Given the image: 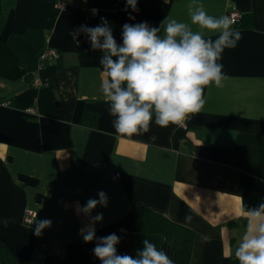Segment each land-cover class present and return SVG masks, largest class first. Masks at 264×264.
<instances>
[{
  "label": "crops",
  "instance_id": "1",
  "mask_svg": "<svg viewBox=\"0 0 264 264\" xmlns=\"http://www.w3.org/2000/svg\"><path fill=\"white\" fill-rule=\"evenodd\" d=\"M54 1L0 0V243L12 263L101 264L95 241L80 235L97 213L96 236L116 233L118 254L135 257L148 239L174 261L168 237L140 230L146 207L193 230L189 264H238L230 258L246 213L264 202V0H195L216 17L236 6L251 24L235 28L242 39L219 61L227 79L204 89L203 109L185 127L153 120L142 135L115 131L101 91L102 53L83 33L79 43L71 33L103 17L122 43L126 23L160 27L167 16L190 24L194 0H138V11L125 10L126 0H71L64 9ZM216 35L205 31V38ZM46 47L58 57L41 67ZM33 105L37 114L29 115ZM99 191L107 207L77 214V202L98 199ZM27 209L36 212L30 225L23 222ZM43 219L52 224L38 237L35 223ZM40 238L59 243L61 252L43 253Z\"/></svg>",
  "mask_w": 264,
  "mask_h": 264
},
{
  "label": "clouds",
  "instance_id": "2",
  "mask_svg": "<svg viewBox=\"0 0 264 264\" xmlns=\"http://www.w3.org/2000/svg\"><path fill=\"white\" fill-rule=\"evenodd\" d=\"M137 2L126 0L125 10L130 7L138 11ZM188 10L190 24L167 16L160 27L147 22L126 23L122 27V43L117 42L103 17L99 25H81L71 33L77 43L83 33L91 49L102 53L99 59L104 76L101 91L109 104V114L114 117L112 123L117 133L142 135L150 130L153 120L159 127L179 126L203 109L205 88L223 86L227 77L219 61L226 49L237 46L242 35L233 28L230 17L209 15L203 4H196L195 0L188 5ZM161 29L162 36L158 34ZM205 31L218 35L215 39L205 38ZM97 195L98 199L90 198L83 206L77 202V214L91 217L98 205L107 207V194L99 191ZM246 215L247 229L235 257L238 264H264V202L249 209ZM102 220L103 214L97 213L80 230L84 243L95 241L92 251L101 264H174L165 251L148 239L142 241L143 248L136 251L135 257L118 254L121 238L116 233L96 236L95 224ZM190 220L186 215L185 221ZM51 224L49 219L36 222L35 235L41 236Z\"/></svg>",
  "mask_w": 264,
  "mask_h": 264
},
{
  "label": "trees",
  "instance_id": "3",
  "mask_svg": "<svg viewBox=\"0 0 264 264\" xmlns=\"http://www.w3.org/2000/svg\"><path fill=\"white\" fill-rule=\"evenodd\" d=\"M159 0H151L150 4L156 5ZM251 24L250 14L241 12L238 21L233 24V28L245 27ZM83 123L88 124L86 118ZM242 223H246L243 220ZM140 230L144 233H162L173 243L174 264H189L194 232L189 227L177 223L167 216L153 211L149 208H143L140 220ZM232 263L237 260L234 256L230 258ZM0 264H13L8 250L0 243Z\"/></svg>",
  "mask_w": 264,
  "mask_h": 264
},
{
  "label": "built area",
  "instance_id": "4",
  "mask_svg": "<svg viewBox=\"0 0 264 264\" xmlns=\"http://www.w3.org/2000/svg\"><path fill=\"white\" fill-rule=\"evenodd\" d=\"M70 1L71 0H55L54 6L58 9H64L70 3ZM80 1L84 2L85 0H80ZM239 15H240V10L236 6L228 7L224 14V16H228L234 21L233 24H235L238 21ZM57 57H58V53L55 49L51 47H46L39 55L40 66L42 67L48 64ZM33 84L36 86L40 85L41 81L39 79H34ZM4 102H7V100ZM26 113H28L29 115H36L37 113L35 106L33 105L27 108ZM181 126L185 127L186 121L183 124H181ZM35 216H36V212L34 210L27 209L24 212L23 222L27 225H30L33 223ZM37 244L39 249L43 253H46L48 255H57L62 250L61 245L59 243L48 238H40Z\"/></svg>",
  "mask_w": 264,
  "mask_h": 264
}]
</instances>
